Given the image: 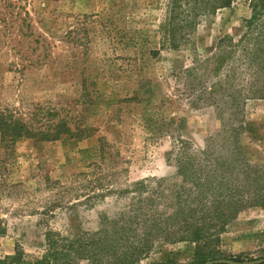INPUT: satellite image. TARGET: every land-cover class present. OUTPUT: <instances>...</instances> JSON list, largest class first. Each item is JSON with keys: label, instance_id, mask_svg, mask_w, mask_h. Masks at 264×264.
<instances>
[{"label": "rangeland", "instance_id": "obj_1", "mask_svg": "<svg viewBox=\"0 0 264 264\" xmlns=\"http://www.w3.org/2000/svg\"><path fill=\"white\" fill-rule=\"evenodd\" d=\"M169 1L6 0L0 259L17 249L28 262L41 258L49 232L98 230L124 210L127 191L140 181L153 186L157 179L163 188L180 182L183 140L195 149L211 145L221 157L223 146L238 143L264 174V99L243 103L234 90L212 96L210 88L218 81L217 44L240 35L247 0L200 21L179 48L163 46L159 31ZM18 124L33 133L17 136ZM195 249L192 242L158 243L138 264H191ZM220 249L246 261L263 258L264 205L240 211Z\"/></svg>", "mask_w": 264, "mask_h": 264}, {"label": "trees", "instance_id": "obj_2", "mask_svg": "<svg viewBox=\"0 0 264 264\" xmlns=\"http://www.w3.org/2000/svg\"><path fill=\"white\" fill-rule=\"evenodd\" d=\"M234 2L170 0L168 15L159 30L162 45L179 48L189 43L200 21ZM247 3L250 14L244 19L240 35H226L217 44L213 58L218 81L210 87L212 96L234 90L232 95L243 103L249 98L264 99V0ZM11 5L0 0L1 23H7V13L2 9ZM16 13L21 14L19 10ZM223 69L227 71L220 75ZM13 129L19 137L33 133L24 124ZM191 143L183 140L177 157L180 182L163 188L157 179L152 180L153 186L149 180L140 181L127 191L130 203L116 217L103 219L98 230L68 236L49 232L47 250L41 258L28 262L24 252L17 249L0 259V264H76L79 259L89 264H138L156 244L175 242L196 244L191 264L211 259L246 261L241 254L224 255L221 236L240 211L264 205V174L244 158L238 143L220 149V153L227 151V157L215 155L211 145L195 149Z\"/></svg>", "mask_w": 264, "mask_h": 264}, {"label": "water", "instance_id": "obj_3", "mask_svg": "<svg viewBox=\"0 0 264 264\" xmlns=\"http://www.w3.org/2000/svg\"><path fill=\"white\" fill-rule=\"evenodd\" d=\"M219 263H227V264H264V257L260 259H254V260H247L243 262H235L229 259H216V260H209L206 261L203 264H219Z\"/></svg>", "mask_w": 264, "mask_h": 264}]
</instances>
